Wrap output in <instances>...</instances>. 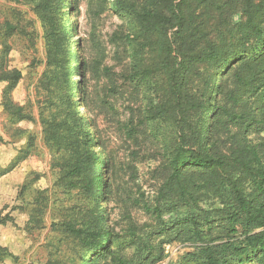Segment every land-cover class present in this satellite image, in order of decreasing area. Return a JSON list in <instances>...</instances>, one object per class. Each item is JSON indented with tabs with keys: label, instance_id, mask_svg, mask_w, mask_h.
<instances>
[{
	"label": "trees",
	"instance_id": "1",
	"mask_svg": "<svg viewBox=\"0 0 264 264\" xmlns=\"http://www.w3.org/2000/svg\"><path fill=\"white\" fill-rule=\"evenodd\" d=\"M88 1L95 21H117L93 33L85 64L64 18L78 0H0L1 105L40 127L15 128V169L40 162L15 188L28 264H156L165 243L190 248L167 264H264V0ZM14 39L27 68L42 66L24 104L12 101ZM106 129L129 145L114 191Z\"/></svg>",
	"mask_w": 264,
	"mask_h": 264
},
{
	"label": "rangeland",
	"instance_id": "2",
	"mask_svg": "<svg viewBox=\"0 0 264 264\" xmlns=\"http://www.w3.org/2000/svg\"><path fill=\"white\" fill-rule=\"evenodd\" d=\"M78 9H75L72 4L64 9L66 27L68 31L69 40L72 48L75 47V41H78L81 46V53L85 64L92 58L91 37L94 34L104 35L109 32L117 19L110 14L104 12L98 21L94 20L92 8L95 6L88 0H78ZM73 27L75 30H73ZM13 48L9 55L10 66L17 67L22 70L24 74L23 80L19 81L12 92V101L18 104H24L27 94L29 97L34 96V86L27 82L26 77L31 74L33 78L41 72L42 66L36 65L34 71L26 67L27 61L22 59L17 52H15V39L13 40ZM74 60V59H73ZM75 61L72 62L74 67ZM35 73V74H34ZM77 76L72 75L73 84L76 82ZM85 80L88 85H91L93 80L89 71L85 74ZM4 84L0 82V247L5 248L11 253L12 257H5L0 260V264H28L33 256L35 247L28 249L26 243L22 240L21 233L15 229V188L21 180V170L23 168H32L40 165V162L35 158L29 159L25 164L15 169V153L20 146L21 141L15 136V128L19 127L26 130H32L39 133L38 123L31 121H20L15 125L12 117L4 110L1 105V92ZM33 100V97L31 98ZM264 137V133L261 134ZM101 141L104 144V151L109 156L110 171L109 182L110 188L114 191L115 187L120 182L122 176V167L128 160L129 145L125 142L123 135L112 130L106 129L100 132ZM255 138H260L259 135H254ZM20 169V170H19ZM114 193V192H113ZM111 194L107 203L106 209L109 212L108 222L114 231L122 232L125 227L126 219L122 210H120L121 199L118 195ZM135 215V214H134ZM138 217L139 214H136ZM41 240V238L39 239ZM190 248L184 244L179 243H165L163 244V258L156 264H167L169 261H176L177 258L188 251ZM34 252V253H33ZM15 255L17 258L15 259ZM67 256V255H66ZM64 256L67 264H78L80 259L78 257L70 260ZM69 260V261H68ZM97 264H106L104 260H100Z\"/></svg>",
	"mask_w": 264,
	"mask_h": 264
},
{
	"label": "crops",
	"instance_id": "3",
	"mask_svg": "<svg viewBox=\"0 0 264 264\" xmlns=\"http://www.w3.org/2000/svg\"><path fill=\"white\" fill-rule=\"evenodd\" d=\"M1 151H2V150H1ZM1 151H0V152H1Z\"/></svg>",
	"mask_w": 264,
	"mask_h": 264
}]
</instances>
